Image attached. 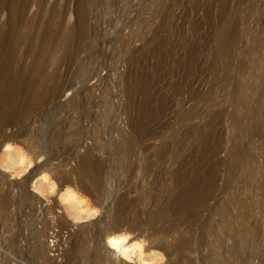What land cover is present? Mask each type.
<instances>
[{"label": "rangeland", "instance_id": "1", "mask_svg": "<svg viewBox=\"0 0 264 264\" xmlns=\"http://www.w3.org/2000/svg\"><path fill=\"white\" fill-rule=\"evenodd\" d=\"M24 1L26 9L22 21L13 23L10 22L12 0H0V38L15 30L19 32L18 37L8 38L9 45L17 41L18 51L11 53L10 47H7L0 52V82L3 81L2 84L11 89L16 88V83L12 84L10 71L23 70L31 61V57L23 53V44L26 40L23 37L24 30L29 29L39 39L45 30L51 29L52 16L66 17L70 21L80 16L78 0L73 1L71 9L66 7L67 0ZM105 1H95L94 12L87 20L88 32L94 36L95 41L86 47L84 54L78 53L77 47L74 46L70 49L69 63H61L63 51H45L41 56L43 59L49 58L47 70H61L59 78L61 92L55 101L28 110L22 109L25 106L23 98L16 104L13 100L7 104L5 101L2 103L0 128L6 127L7 133H0V149L6 140L10 139L31 158L32 167L30 171L18 176L12 169L0 166V174L6 177L7 181L21 182L29 173L41 166L46 157L39 154L35 147L44 144L42 131L53 128V125L66 129L65 122L69 118L61 116V107L66 106L71 98L77 99L79 105L83 106L86 92L97 89L100 93V102L107 111L105 127L109 136H106L107 140H119L120 133L126 135L132 130L133 122L142 119L145 131L153 132V137L151 135L150 138L143 139L144 148L150 143L152 146L161 144L169 146L167 156L148 174H145L142 167L134 172L130 181L132 191L129 192L121 185L127 175L124 163L132 159L136 160L137 164H145V158L150 151H146L145 154L141 152L132 158L127 151V144L121 141L120 147L113 151L109 148L99 151V158L106 161L110 174L117 175L113 176L111 183H107L108 187H112L113 182H117L115 193L117 191L120 195L127 194L130 198H140L142 194L136 190V186L146 188L152 182L153 188L160 190L164 183H167L168 176L175 172L193 170V166H200L204 180L213 184V187H210L212 189L216 185L215 189H218L217 192L220 194L232 181L239 178L240 169L248 153L264 135V60L260 48V40L264 34L263 5L258 4L252 12L247 7L249 0H114V6L109 10L104 6ZM246 13L250 16L247 17ZM145 19L150 21L142 33L143 28L140 24ZM63 25L66 28L67 22ZM129 26L132 27L131 31L138 34L141 32L142 36L123 44L121 41L128 36ZM226 26L231 30L234 39L226 58L219 63L216 60L217 46L219 36ZM51 33L54 34L53 30L49 32ZM93 57L96 61L90 75L84 79L78 78L80 64L92 60ZM227 60H230V64L233 62L231 77H225ZM231 70L229 69L230 72ZM246 74L248 79L245 97L237 102L230 83H237ZM46 86L47 84L43 83L38 90L41 92ZM82 106H79L81 111ZM82 115L88 116L84 112ZM14 118L20 120L13 123ZM249 118L254 119V128L244 139L241 153H238L236 140ZM191 127H195L192 133L189 132ZM81 135L85 141L94 142V137L87 129H84ZM21 136H24V141L20 139ZM70 138L74 139V135ZM107 143L106 146L108 144L110 146V143ZM65 147L58 148L56 153H62ZM83 149L84 147L81 151ZM75 156L72 155L71 159ZM74 162L71 161L69 166ZM46 169L56 183L54 193L46 191L40 194L30 183L21 191L26 195L39 196L44 204L56 201L55 214L68 230L86 228L93 223L101 222L104 218L102 208H99L101 214L98 217L76 220L70 215L67 205L60 203L58 199L60 189L68 185L79 188L75 174L65 172L57 165L46 166ZM139 209L135 207L125 214L129 219L124 227L133 234H143L146 229L144 224L135 225L133 222L141 217L142 211ZM180 212L172 213L166 226L171 228L173 234L176 230L183 231L189 227L194 219L196 223L194 231L187 230L188 233L181 235L193 240V249L187 250L186 255L180 259L174 260L175 254L168 247L169 241L159 247L157 241L150 240L146 246H151L155 253L161 255L159 264H203L211 261L215 264H225L226 241L221 238L218 223L206 219L207 214L211 215V209L206 215L200 208L186 210L182 208ZM261 230L264 236V222ZM201 231L206 234L203 233L200 238ZM218 236L219 242L213 248V237ZM200 239L204 245L212 248L215 257L211 258V261L207 260L204 247L199 248ZM255 263L264 264V245Z\"/></svg>", "mask_w": 264, "mask_h": 264}, {"label": "bare ground", "instance_id": "2", "mask_svg": "<svg viewBox=\"0 0 264 264\" xmlns=\"http://www.w3.org/2000/svg\"><path fill=\"white\" fill-rule=\"evenodd\" d=\"M73 1L76 0H67L66 7L71 9ZM78 1L80 9L78 19L70 21L66 17H51V29L54 34H49L52 32L51 29L45 30L38 39L34 32L29 29L24 30L23 37L26 40L23 44V53L25 56L31 57V61L28 67H24L23 70L10 71L12 84L15 82L16 88L11 89L2 84L3 81L0 82V109L4 101L7 104L13 100V103L16 104L23 98L25 106L22 109L28 110L55 101L59 96L61 70H47L49 56L48 59H43L41 56L45 51H63L61 63H69L72 47L76 46L78 53L84 54L86 47L95 41L94 36L88 32L87 20L94 12L96 0ZM114 3V0H106L104 6L111 10ZM258 4L263 5L264 8V0H249L247 7L249 11L253 12ZM11 9L10 22L19 23L22 21L26 9L25 1L12 0ZM250 15L247 14V17ZM149 21L142 20V24H140L143 28L142 33L147 29ZM65 22H67L66 28L63 27ZM129 29L128 36L121 41L123 44L131 42L137 36H142L141 32L138 34L135 33L136 31H131V26ZM18 34V30H15L9 35H2L4 37L0 38V52L7 47H10L11 53L18 51L17 41H13L10 45L8 43L10 36L18 37ZM122 36L124 37V34ZM35 38L37 39L35 40ZM233 39L231 30L226 26L219 36L217 62L220 63L226 58ZM260 42L264 60V34ZM95 61L96 59L93 57L92 60L81 63L78 69V78L84 79L90 75ZM231 64L230 60H227L228 67L225 74L228 76L225 77L233 76ZM247 79L248 75L246 74L237 83H233L234 85L230 83L237 102L245 97ZM43 83H46L47 86L40 92L38 89L42 87ZM100 101V93L97 89L86 92L83 106L80 104L83 107L82 111L77 99H69L66 106L61 107V116L69 118L65 122L66 129L63 126L55 125L49 130L44 129L41 133V137L44 138V144L42 143L44 146L38 144L35 147L39 154L46 157L43 164L29 173L21 182L7 181V178L0 174V264H159L161 255L155 253L151 246H146L150 240L151 242L157 241L159 247L169 241L168 247L175 254L174 260H178L194 246L193 240L181 235L188 233L187 230L193 232L196 225L193 219L189 227L183 231L176 230L172 234L171 228L166 226V222L172 213L178 214L182 208L185 210L186 208H200L205 212L204 215L211 209V215L207 214L206 219L218 223L217 228L219 227L221 238L223 237V240L226 241L225 264H256L255 259L264 245V236L261 230V225L264 222V135L254 144V147L252 145L253 148L250 146L252 149L243 162L239 178L232 181L220 194L217 192L218 189H215L216 185L212 189L210 187H213V184L204 180L201 167L193 166V170H186L184 173L175 172L168 176L167 183H164L160 190L154 189L151 185L152 182L147 187L145 185L146 188L140 185L136 186V190L142 196L130 198L127 194L120 195L117 194V191L115 193L117 182H113L112 187L107 186V183H111L116 174L114 172V175L110 174L108 164L99 158L98 152L108 150L106 148L113 151L120 147V141L127 144V151L132 158L141 152L145 154L146 151H150L145 158V164H137L136 160L132 159H127L126 164L124 163L127 175L125 173L126 177L124 178L126 179L123 180L124 182L122 181L121 185L126 187L129 192L132 191L130 181L134 172L142 167L145 174H148L153 167L159 165H156L159 161L167 156L166 151L169 146L167 144L152 146L150 143L146 147L147 149L144 148L143 139L150 138L153 132L145 131L142 119L133 122L132 130L126 135L120 133V139L117 137L119 140H107L108 133L105 131L107 111ZM16 108L17 106H15ZM82 112L88 116L83 117ZM251 118L247 120L237 137L236 149L238 153H241L244 139L253 131L255 123ZM18 119L20 120V118H14L13 123ZM84 129H87V132L94 137V142L85 141L81 135ZM193 130L195 127H191L189 132L192 133ZM0 133H7L6 127L0 128ZM71 135H74V139L70 138ZM20 139L25 140L24 136H21ZM107 142L110 143V146ZM63 146H66L63 152L57 154L56 150ZM82 147H84L83 151H81ZM72 155H76L74 159H71ZM71 161L75 162L69 166ZM49 165H57L65 172L76 175L79 188L68 185L64 189L59 188L58 193L60 203L67 205L70 215L76 220L90 219L98 217L101 214L99 208H102L101 212L104 218L101 222L93 223L86 228L68 230L55 214L56 201L44 204L38 198L39 196L26 195L21 191L25 185L27 187L30 183L40 194H44L46 191L54 193L56 183L51 179L46 169V166ZM0 166L12 169L16 175L20 176L30 171L32 160L23 149L8 139L0 149ZM151 203H153L152 206ZM135 207H139L142 214L139 219L137 218L133 222L135 225L144 224L146 226L143 234H133L124 227L129 219L125 215L126 212ZM203 233L200 232V238ZM219 236L213 237V248L218 244ZM204 238L202 239L204 240ZM203 240L200 239L199 248L204 247L207 260L211 261V258L215 257L213 250L210 246L204 245ZM203 264L215 263L211 261L203 262Z\"/></svg>", "mask_w": 264, "mask_h": 264}]
</instances>
